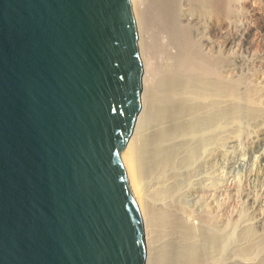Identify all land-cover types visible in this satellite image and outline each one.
Segmentation results:
<instances>
[{"label":"water","instance_id":"95a60500","mask_svg":"<svg viewBox=\"0 0 264 264\" xmlns=\"http://www.w3.org/2000/svg\"><path fill=\"white\" fill-rule=\"evenodd\" d=\"M149 84L136 0H0V264H149Z\"/></svg>","mask_w":264,"mask_h":264},{"label":"bare ground","instance_id":"6f19581e","mask_svg":"<svg viewBox=\"0 0 264 264\" xmlns=\"http://www.w3.org/2000/svg\"><path fill=\"white\" fill-rule=\"evenodd\" d=\"M230 3L136 0L146 32L150 84L146 110L126 151V162L147 215L149 264H226L232 236L222 219L226 203L218 201L226 193L219 170L228 125L238 122L241 109L237 104L225 105L223 98L229 90L221 72L223 61L204 53L201 44L214 48L212 38L220 32L213 11L216 20H222L228 16ZM180 10L186 13L181 15ZM155 38L166 52L160 68H154L150 59ZM188 49H197L200 58L189 54ZM156 78L155 86L152 81L155 83ZM258 91L254 95L258 96ZM248 110L244 113L249 112L250 117L264 115L260 108ZM238 131L240 128L235 133ZM194 194L199 195L197 200L191 199ZM191 215L196 216L197 223L189 221ZM251 234L247 228L245 235Z\"/></svg>","mask_w":264,"mask_h":264},{"label":"rangeland","instance_id":"374dc122","mask_svg":"<svg viewBox=\"0 0 264 264\" xmlns=\"http://www.w3.org/2000/svg\"><path fill=\"white\" fill-rule=\"evenodd\" d=\"M182 10L181 15L186 13ZM213 16L220 34L212 38L214 48L202 44L201 48L213 59L223 61L221 72L229 90L223 101L226 106L238 105L241 109L238 122L228 125L225 157L219 170L226 184V193L219 196L218 201L226 203L222 219L227 233L232 236L225 263L264 264V115L250 117L249 112L244 113L248 107L264 111V0H231L227 17L217 21L215 9ZM161 46L158 47V38L155 44L153 41L150 59L154 68H160L166 61V52ZM169 50L170 46L167 52ZM198 52L197 49H188V53L195 57L200 56ZM157 80L152 81L155 86ZM255 90H259L258 96L254 95ZM237 128L240 131L235 133ZM194 195L192 200L199 198L198 194ZM191 216L189 221L197 223L196 216ZM247 228H251L250 236L245 235Z\"/></svg>","mask_w":264,"mask_h":264}]
</instances>
